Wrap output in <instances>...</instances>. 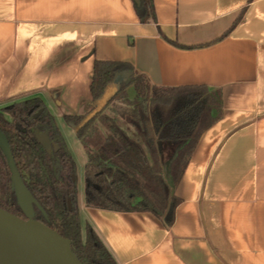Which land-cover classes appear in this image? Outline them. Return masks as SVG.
Instances as JSON below:
<instances>
[{
    "label": "crops",
    "instance_id": "obj_1",
    "mask_svg": "<svg viewBox=\"0 0 264 264\" xmlns=\"http://www.w3.org/2000/svg\"><path fill=\"white\" fill-rule=\"evenodd\" d=\"M153 3L156 21L141 24L133 0H0V107L39 97L83 115L96 60L129 63L154 86L219 91L220 114L170 186L172 227L85 198L81 220L119 264H264V0Z\"/></svg>",
    "mask_w": 264,
    "mask_h": 264
},
{
    "label": "trees",
    "instance_id": "obj_2",
    "mask_svg": "<svg viewBox=\"0 0 264 264\" xmlns=\"http://www.w3.org/2000/svg\"><path fill=\"white\" fill-rule=\"evenodd\" d=\"M139 1L133 0L140 23L155 22L153 0ZM117 81L115 92L101 108L105 93ZM129 89L134 90V97ZM91 95L93 111H101L90 121L86 122L93 111L86 116H63L86 148V206L150 213L172 227L180 199L172 194L162 174L160 145L165 141L187 143L172 167L178 171L176 188L198 140L216 120L212 112L220 114L221 93L205 86H154L129 63L96 60ZM98 122L107 134L101 132ZM0 129L8 138L25 185L38 202L35 219L71 240L83 264H119L96 230L90 224L83 226L75 162L43 100L31 97L0 107ZM39 135L49 138L51 151L45 149ZM0 208L26 219L1 150Z\"/></svg>",
    "mask_w": 264,
    "mask_h": 264
},
{
    "label": "water",
    "instance_id": "obj_3",
    "mask_svg": "<svg viewBox=\"0 0 264 264\" xmlns=\"http://www.w3.org/2000/svg\"><path fill=\"white\" fill-rule=\"evenodd\" d=\"M134 2L139 4L140 1ZM111 96L105 93L101 108ZM101 108L93 111L86 122L95 117ZM38 138L45 149L51 151L49 138L46 135H39ZM0 150L11 171L18 205L26 217L19 218L0 208V264H83L74 253L71 240L35 219L34 206L38 202L25 185L8 138L1 129Z\"/></svg>",
    "mask_w": 264,
    "mask_h": 264
},
{
    "label": "rangeland",
    "instance_id": "obj_4",
    "mask_svg": "<svg viewBox=\"0 0 264 264\" xmlns=\"http://www.w3.org/2000/svg\"><path fill=\"white\" fill-rule=\"evenodd\" d=\"M118 85V81L113 83L111 87L107 90L106 94L111 96ZM50 112L55 117L56 124L61 132V135L65 141V144L67 146L68 151L70 152L71 156L73 157V160L75 162L76 166V174L75 179L78 186V200L81 198H85V191H86V176H85V167L86 163L88 161V156L86 152V148L83 144V142L78 138L77 133L73 126H71L69 123L66 122V120L63 118L62 113L59 112L58 107H49ZM94 108V107H93ZM93 108L88 111L87 113H84L80 116H86L89 113L93 111ZM106 113L110 114V111L107 110ZM98 127L100 128L101 132L103 134H107L106 128L98 122ZM187 146V143L179 142V141H165L162 142L160 145V153H162L163 156V163L167 165V163H170V168H168V165L166 169L168 168V171L166 172L167 176H164L168 186L173 187L174 185V176L178 174V171H173V163L177 159L180 151L183 150ZM181 149V150H179ZM179 151V152H178ZM178 152V153H177ZM177 154V155H176ZM176 155V157H175ZM175 157V158H174ZM174 158V159H173ZM171 159H173L171 162H169ZM163 167V165H162ZM171 173V176H170ZM163 174V171H162ZM169 175V176H168ZM86 202V200H85ZM84 220H83V226H84Z\"/></svg>",
    "mask_w": 264,
    "mask_h": 264
},
{
    "label": "flooded vegetation",
    "instance_id": "obj_5",
    "mask_svg": "<svg viewBox=\"0 0 264 264\" xmlns=\"http://www.w3.org/2000/svg\"><path fill=\"white\" fill-rule=\"evenodd\" d=\"M76 180V179H75Z\"/></svg>",
    "mask_w": 264,
    "mask_h": 264
}]
</instances>
